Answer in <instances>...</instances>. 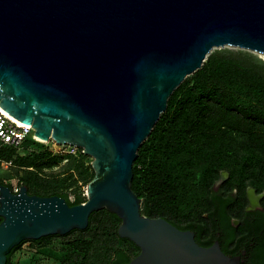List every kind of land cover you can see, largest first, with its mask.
<instances>
[{"label":"water","instance_id":"obj_1","mask_svg":"<svg viewBox=\"0 0 264 264\" xmlns=\"http://www.w3.org/2000/svg\"><path fill=\"white\" fill-rule=\"evenodd\" d=\"M224 46L264 54V0H0V106L41 139L82 147L95 170L76 205L0 185V264L24 240L86 229L102 209L141 248L122 264H240L218 241L202 246L142 213L132 188L170 96Z\"/></svg>","mask_w":264,"mask_h":264},{"label":"trees","instance_id":"obj_2","mask_svg":"<svg viewBox=\"0 0 264 264\" xmlns=\"http://www.w3.org/2000/svg\"><path fill=\"white\" fill-rule=\"evenodd\" d=\"M29 139L34 138L28 137L25 142ZM13 152V147L6 146L0 155L12 160ZM49 155H25L15 161L18 166L31 168ZM133 171L132 188L143 199L142 213L166 218L181 229H192L198 241L210 236L211 240L201 241L209 245L218 235V223L230 226L229 207L235 199L244 206L248 186L264 190V60L243 49L213 50L202 67L187 76L170 96L166 110L138 150ZM223 172L228 176L216 191L214 184ZM94 175L90 165L80 172V179L88 178V184ZM34 179L31 174L22 178L31 194L59 195L70 205L87 199L81 193L71 199L68 193L45 192L40 180ZM0 184L4 182L0 180ZM234 190L236 196L231 195ZM100 213L104 214L105 225L99 238L69 242L73 250L86 254L79 264H122L132 260L140 247L119 235L122 220L116 213L107 209L93 212L85 230ZM76 230L80 229L72 231ZM262 231L256 232L260 236L254 238L257 246L249 249L255 255L247 264L261 263ZM249 232L243 227L232 239L238 234L247 238ZM54 236L60 234L31 240L40 243ZM26 241L12 249L7 264ZM231 244L229 241L224 247L228 254L237 251L229 250Z\"/></svg>","mask_w":264,"mask_h":264},{"label":"rangeland","instance_id":"obj_3","mask_svg":"<svg viewBox=\"0 0 264 264\" xmlns=\"http://www.w3.org/2000/svg\"><path fill=\"white\" fill-rule=\"evenodd\" d=\"M225 48L240 49L231 46L216 49ZM246 51L264 60V54L250 50ZM13 148L15 152L12 155V166L7 168L0 166V180L5 185L19 184L22 186V178L31 174L35 178L34 180H40L43 186L40 188L45 192L68 193L71 199H74L78 193L86 196L88 178L80 179V172L92 165L94 157L86 154L82 147L60 144L50 138L45 142L29 139L20 147ZM42 153H50V155L41 159L34 167L26 168L16 164L15 159L17 157ZM82 154H85V156H82ZM70 155H74L75 158L70 157ZM3 158L8 160L6 155ZM224 176L227 177L228 174L226 173ZM34 188L35 186L32 189ZM104 218L103 213L98 214L94 224L88 230L70 231L60 236L50 237L40 243L28 240L14 251L9 264H79L86 254L82 251L73 250L69 242L76 239L95 240L99 238V234L102 232V224L105 225Z\"/></svg>","mask_w":264,"mask_h":264},{"label":"flooded vegetation","instance_id":"obj_4","mask_svg":"<svg viewBox=\"0 0 264 264\" xmlns=\"http://www.w3.org/2000/svg\"><path fill=\"white\" fill-rule=\"evenodd\" d=\"M225 174L226 173H222L221 175L224 177L223 182L227 178L224 176ZM219 179L214 184V189L216 191L219 190L221 184L223 183L221 182L220 184H217ZM235 193H237L236 190H234L231 193V195L236 196ZM245 196L246 198H245L244 206H241V204L239 203L240 201L238 202V199H235L236 202H234V204L229 207V212H230L229 214H231L229 217L230 226L223 227L221 223H218V231H217L218 235L216 238L213 239V241L209 245L203 244L201 243V241L211 240L210 236H203V238L201 237L200 241H198L196 239V232L194 230L189 228L183 230L194 231L196 241L202 246H211L216 241H218L224 252H225L224 247L227 245V243L229 241L232 242L231 246L229 247V250H237V251L233 254H228L227 252L225 253L230 256H236V257L238 256L240 257V261H241L240 264H247V260H249V257L255 255L253 251H252L253 253L252 252L250 253L249 249L253 250L257 246L256 243L257 241H255L254 239L256 237L257 239L260 237L256 234L257 230L263 229L262 233L264 235V190L259 191L252 186H248L245 191ZM237 202L239 203V205ZM243 227L248 229V232L250 231L248 233V237L244 238V236L238 234L237 236H235L234 239H232V237H234L233 235L235 233H240V230ZM251 228H253V230H251ZM257 255L259 256V254ZM260 258L261 257H258V259ZM260 264H264V254H263V258H261Z\"/></svg>","mask_w":264,"mask_h":264},{"label":"built area","instance_id":"obj_5","mask_svg":"<svg viewBox=\"0 0 264 264\" xmlns=\"http://www.w3.org/2000/svg\"><path fill=\"white\" fill-rule=\"evenodd\" d=\"M33 131V127L19 123L0 106V151L6 146L20 147L30 136L38 140ZM12 164L11 160H6L0 155V166L7 168L8 166H12ZM10 187L14 193H18L21 189L19 184H13Z\"/></svg>","mask_w":264,"mask_h":264},{"label":"bare ground","instance_id":"obj_6","mask_svg":"<svg viewBox=\"0 0 264 264\" xmlns=\"http://www.w3.org/2000/svg\"><path fill=\"white\" fill-rule=\"evenodd\" d=\"M3 108V107H2ZM4 109V108H3ZM4 111L8 114V115H10L12 118H14L16 121H18L19 123H21V124H25V123H23L22 122V120H20L19 118H17L16 116H14V115H12L11 113H9L6 109H4ZM25 125H28V124H25ZM28 126H31V125H28ZM32 127V126H31ZM35 134V133H34ZM36 138L39 140V141H43V142H45L46 140H43V139H41V138H39V137H37L36 136Z\"/></svg>","mask_w":264,"mask_h":264}]
</instances>
